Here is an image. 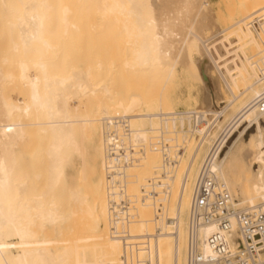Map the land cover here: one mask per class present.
Listing matches in <instances>:
<instances>
[{"label": "bare ground", "instance_id": "bare-ground-1", "mask_svg": "<svg viewBox=\"0 0 264 264\" xmlns=\"http://www.w3.org/2000/svg\"><path fill=\"white\" fill-rule=\"evenodd\" d=\"M206 5V0H0L11 42L10 55L1 60L11 67L4 71L0 64V264H125L124 245L110 234L106 144L100 138L114 119H124L132 143L142 147L125 182L135 220L118 227L127 230L130 244L138 245L128 253L127 264H186L194 182L221 133L228 141L211 172L231 195L240 196V208L264 203V19L260 30L247 24L253 15H264V0H234L230 20L224 17L232 23L210 42L212 37L204 36L209 30ZM84 15L115 29L108 31V43L114 36L123 39L109 51L88 47L90 63L70 39ZM81 41L76 37L75 45ZM71 49H77L75 55ZM211 67L229 96L219 103L226 104L221 112H206L224 119L198 144L184 130L180 140L177 119H161L174 112L172 88L183 80L191 88L207 89ZM12 92L22 100L14 101ZM35 135L44 139L45 150H33L28 161L45 159L44 176L41 170L32 172L34 166L28 173L21 161L22 143L29 137L34 145ZM161 135L176 143L171 147L184 142L187 160L181 155L164 165L161 150L151 142ZM162 169L165 175H158ZM144 190L148 196L142 198Z\"/></svg>", "mask_w": 264, "mask_h": 264}, {"label": "built area", "instance_id": "built-area-1", "mask_svg": "<svg viewBox=\"0 0 264 264\" xmlns=\"http://www.w3.org/2000/svg\"><path fill=\"white\" fill-rule=\"evenodd\" d=\"M263 19L264 15L256 14L248 19L247 24L256 30ZM181 116L184 118L183 125L179 121ZM166 118H176V132L184 130L188 137L191 136L198 143L214 132L219 121L214 114L199 108L162 114L161 119ZM224 134H219L213 140L194 182L187 218L186 264H264V203L252 208H240L227 188L211 172V165L228 141ZM130 136L128 123L124 119L112 120L103 136L106 144L110 234L121 239L125 264L128 253L138 247L137 244H130L126 229H118L119 225H128L135 220L131 210L134 199L125 187L127 169L142 155V147L132 143ZM161 136L151 142L153 147L155 145L161 150L164 165L173 164L181 155L184 156V142L171 147L172 143ZM158 175H165V169ZM141 196L147 197L148 192L144 190ZM208 230L210 232L206 235ZM206 248L211 251L210 254L204 253ZM131 264L144 263L135 261Z\"/></svg>", "mask_w": 264, "mask_h": 264}, {"label": "rangeland", "instance_id": "rangeland-1", "mask_svg": "<svg viewBox=\"0 0 264 264\" xmlns=\"http://www.w3.org/2000/svg\"><path fill=\"white\" fill-rule=\"evenodd\" d=\"M232 0H206V15H207V24H208V27H209V30H204V32L206 33H204V36L207 38V39H209L210 37H212V38H210V40H209V42L210 41H213V40H216V38H218V36H220L222 33H221V31H223L222 29H224L225 27H228V26H230V22L231 21H225V18H226V16H227V19L228 20H230V18H228V17H231V13H232V9L234 8V0L231 2ZM228 5V6H227ZM232 8V9H231ZM228 12H230V13H228ZM209 13V14H208ZM225 15V16H224ZM85 16V17H84ZM83 17H81V18H83L81 21H79V23H80V25L82 26H77V30L78 31H76V32H78V33H75L74 34V32H73V30H70V33H71V31L73 32V34L74 35H79V38H78V35L77 36H72L71 35V37L72 38H70V39H73L74 40V44H72L75 48L76 47H78L77 49H78V51H79V53H77L79 56H82L83 58H81V57H79L78 55H76L78 58H77V61L79 62L80 61V63H78L79 65L81 64V66L84 64L83 62L85 61H88L89 59H90V61L88 62V63H90L91 61H93L94 59L92 58V57H89L88 55H86L85 56V52H87V53H89L90 54V52L92 51H95L96 50V52H98L99 51V49H100V47L101 48H103L105 51L107 50V48L108 47H112V43L113 44H116L117 45V41L115 42V40L116 39H118L116 36H114V37H116V38H114L113 37V39L114 40H112V41H114V42H112V41H110V42H112V43H108L109 42V40H111L112 39V36H110L109 34H108V31L110 32H112V27L110 28V27H107L106 26V28H105V25L106 24H104L103 22H100V20L98 21V19H92V21H90L91 20V18H89L90 17V15H88V16H86V15H84ZM95 16V15H94ZM94 16H93V18H94ZM87 17V18H86ZM96 17V16H95ZM221 17H225L224 19L223 18H221ZM77 18H79V17H77ZM90 20H89V19ZM97 18V17H96ZM85 19V20H84ZM226 19V20H227ZM74 20V19H73ZM77 20V22H78V19H76ZM76 20H74L75 22H74V24L75 25H78L77 23H76ZM225 22H224V21ZM84 21V22H83ZM87 21H89V22H92V23H89L91 26H94V24L93 23H96L95 25V27L97 28V26H99V27H101L103 24H104V29H102L103 28V26H102V30H100V28L99 29H95V27L93 28V30L95 31V30H97L96 32H94L93 30H92V28H90L91 26L87 23ZM95 21V22H94ZM82 22V23H81ZM97 22H99V24L97 23ZM232 23V22H231ZM262 22H260L259 23V26H257V29L256 30H260V24H261ZM6 24V25H5ZM89 25V30H88V32L86 31V29L88 28V25ZM102 24V25H101ZM7 27V19H6V16H5V14H4V11L2 10V8L0 7V64L2 65V67H3V70L4 71H8L9 69H10V67H11V64L10 63H7L6 65H3L2 64V62H1V60H2V57H4L5 55H10V46H11V42H10V34H9V30H8V27ZM87 26V27H86ZM84 27H86V29H85V31H84ZM81 29H83L82 31H83V33H79V30L81 31ZM106 29V30H105ZM253 29V28H252ZM75 30H76V28H75ZM103 31L102 33H100L101 35H102V37H101V35H98V31ZM254 30V29H253ZM81 31V32H82ZM90 31V32H89ZM92 31V32H91ZM115 31V29H113V32ZM208 31H209V33H208ZM112 32V33H113ZM88 33V34H87ZM89 33H91V34H89ZM95 35H94V34ZM85 35L84 37H86V38H84L82 35ZM107 34V35H106ZM109 35V36H108ZM112 35V34H111ZM207 35V36H206ZM98 36H100V37H98ZM60 37V36H59ZM70 36H68V38H69ZM76 37H77V39H78V41H81V40H85V41H83L84 43H81V42H79V44L78 45H75V43H78V42H76ZM89 37V38H88ZM94 37H96V38H98V40L99 41H96L97 39L96 38H94ZM56 39H57V37H55ZM61 38V37H60ZM60 38H58V39H60ZM75 38V39H74ZM101 40H100V39ZM107 38V39H106ZM109 38V39H108ZM221 38V37H220ZM70 39H67L66 38V40H70ZM95 39V41H96V43H94V40ZM213 39V40H212ZM233 38H231V41L233 42V40H232ZM105 40H107V41H105ZM123 41V39L122 38H119V41ZM56 41V40H55ZM68 41H67V44H68ZM118 41V42H119ZM71 42H72V40H71ZM92 44H91V43ZM100 42V43H99ZM106 42L108 43L107 45L108 46H106ZM234 42H235V40H234ZM233 42V43H234ZM69 43H70V41H69ZM90 43V44H89ZM120 43V42H119ZM118 43V44H119ZM57 44V43H56ZM71 44H68L69 46L71 45ZM81 44H83L82 46H81ZM90 46H89V45ZM97 44V49H96V46L95 45ZM103 44L105 45V46H103ZM111 44V46H109ZM68 45H67V47H68ZM100 45H102V46H100ZM120 45H121V43H120ZM79 46H81V48H83V49H81ZM94 46V47H93ZM99 46V47H98ZM115 46V45H114ZM114 46H113V48H114ZM71 48H72V46H70ZM88 47H89V51H88ZM91 47V48H90ZM107 47V48H106ZM74 48V49H75ZM95 48V50H93ZM106 48V49H105ZM73 49V50H74ZM77 49L76 50H70V54H74L76 51H77ZM83 52H82V51ZM102 50V49H101ZM103 50V51H104ZM69 51V48L67 49V52ZM103 51H100L99 53H101V52H103ZM108 51H109V48H108ZM108 51H107V53H108ZM82 52V53H81ZM84 53V54H83ZM86 53V54H87ZM95 53V52H94ZM68 54H69V52H68ZM80 54H82V55H80ZM220 54L221 55H226V52L223 50V49H220ZM75 55V54H74ZM102 55H106V52H104V54H102ZM239 55L243 58V56H242V54L241 53H239ZM248 55H250V54H248ZM92 56V55H91ZM86 57H89L88 59L86 58ZM80 58L81 59H85L86 58V60H80ZM233 58V57H232ZM92 59V60H91ZM195 59L198 61L200 58L198 57V55H195ZM255 60V59H254ZM82 62V63H81ZM180 66H181V64H179ZM177 66V70L179 71L181 68H182V66H181V68H180V66ZM84 66H86V64H84ZM84 66H82V68H85ZM213 66V65H212ZM211 71H212V75H211ZM32 74H34V72H32ZM208 75H210V76H208V81H207V89L206 88H204L202 85H196L195 87H193V88H191L190 87V85L189 84H187L186 82H184L183 80H178L177 82H176V84H174V86H173V88L172 89H174L173 90V97H174V106H173V108H172V111H177V110H180V109H193V108H199V109H204L205 111H207L209 108H212V110L213 111H217V112H221L222 111V109L225 107V105L226 104H219L220 102H222V101H224L225 100V98L226 97H228L229 96V93L226 91V87H225V83H224V80L223 79H221V77L219 76V73H218V71L215 69V67H211L210 69H208ZM261 75V74H260ZM261 77H262V75H261ZM182 81V82H181ZM222 81H223V83H222ZM209 82V83H208ZM189 87V88H188ZM191 91V92H190ZM222 91V92H221ZM190 92V93H189ZM225 93H227V94H225ZM179 94V95H178ZM197 94V95H196ZM210 94V95H209ZM189 96V97H188ZM196 96V97H195ZM211 96V97H210ZM11 97H12V99L15 101H21L22 100V98H21V96L20 95H18V93L17 92H12L11 93ZM177 97H178V99H177ZM192 97V98H191ZM195 98V100L193 101V99ZM224 97V98H223ZM175 98H176V100H175ZM180 98V99H179ZM209 98H210V100H209ZM197 99V100H196ZM181 100V101H180ZM180 101V102H179ZM196 101H198V102H196ZM75 102H76V100L75 101H73L72 103H73V105L75 104ZM210 102V103H209ZM196 103H197V105H196ZM212 105V106H211ZM224 118L222 117V116H220L219 117V120L220 121H222ZM255 129L254 128H252V129H250L246 134H245V136H244V139L245 140H247L248 138H249V135L254 131ZM181 134V133H180ZM32 135V134H31ZM178 135H179V132H178ZM177 135V136H178ZM182 135V134H181ZM181 135H179V138H180V140L182 139L181 137ZM102 136V137H101ZM103 136H104V133H102L101 135H100V138H102V140H103ZM175 136V135H174ZM173 135H172V137H174ZM36 138V139H35ZM189 138L191 139L192 137L191 136H189ZM34 139V145H31L30 144V142L29 141H31V139L29 138V137H27L25 140L26 141H24L22 144L25 146V148H26V146L27 147H29L28 145L30 144V146L32 147V149H31V151H30V149H23V154H21V161H23V165H24V167L26 168V171L28 172V173H31V171H32V169L33 168H30L31 166L33 167L34 166V169H33V171L32 172H34V170L35 169H38V170H41V172H42V174H43V176H44V174H45V169H46V161H44L43 162V160H45V159H40L39 161H36V162H34V163H30L29 161H31V160H29L28 161V159H31V158H29V156L28 155H31L33 152H35V151H33V150H39V149H41V150H43V148H44V146H43V143H44V139L42 140V138H39L38 137V139H37V136L35 135V137L33 138ZM37 140H39V142L37 141ZM193 140V142L195 143V144H198V142H197V140L196 139H194V138H192L191 139V141ZM38 143H37V142ZM40 141H42V142H40ZM47 141V140H46ZM35 142H36V144H35ZM28 143V144H27ZM32 143V142H31ZM231 143V140H229V142H228V144H230ZM26 144V145H25ZM45 144V143H44ZM176 143H172L171 145H175ZM37 147H36V146ZM47 145V144H46ZM43 147V148H42ZM46 147V146H45ZM37 148V149H36ZM24 150H25V152L28 150V152H26V153H24ZM45 150V149H44ZM43 150V151H44ZM30 152V153H29ZM29 153V154H28ZM88 153H90V149H88ZM91 158V156L90 155H87V158H89V157ZM31 157V156H30ZM89 158V161H88V159H86V161H87V163H90V161H91V159ZM187 158H188V150L185 152V154H184V156H183V158L181 159V160H183V162H184V160L186 161L187 160ZM247 164H251V157L250 156H248L247 157ZM31 165H30V164ZM38 163V164H37ZM77 163V162H76ZM76 166H77V164H75ZM77 168V167H76ZM252 169L254 170V171H256L257 169H258V166L256 165V164H252ZM41 182H44V181H41ZM232 197L238 202V200H239V197L240 196H234V194L232 193ZM237 197V198H236ZM241 207H247V205H244V206H241Z\"/></svg>", "mask_w": 264, "mask_h": 264}, {"label": "snow or ice", "instance_id": "snow-or-ice-1", "mask_svg": "<svg viewBox=\"0 0 264 264\" xmlns=\"http://www.w3.org/2000/svg\"><path fill=\"white\" fill-rule=\"evenodd\" d=\"M224 159H225V162H226V161H227V156H225ZM260 162H261V163H264V155L261 156V158H260ZM214 170H215V169H214Z\"/></svg>", "mask_w": 264, "mask_h": 264}]
</instances>
